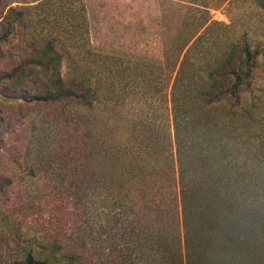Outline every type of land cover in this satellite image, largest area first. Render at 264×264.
I'll return each mask as SVG.
<instances>
[{
    "label": "rangeland",
    "instance_id": "1",
    "mask_svg": "<svg viewBox=\"0 0 264 264\" xmlns=\"http://www.w3.org/2000/svg\"><path fill=\"white\" fill-rule=\"evenodd\" d=\"M15 1L23 22L12 40L11 62L32 53L24 42L27 29L39 38L37 46L46 39L63 51L62 72L89 67L92 78L102 73L115 85L113 100L93 110L30 104L0 85V177L10 180L0 187V264L28 254L50 264H79L69 259L81 231L78 195L84 178L93 183L98 174L95 158H169L170 139L175 158L177 69L160 72V62L183 23L186 38L202 19L216 22L205 47L215 34L222 43L244 35L251 47L264 50V0ZM4 64L0 60V70ZM184 78L175 91L181 97L190 92ZM244 108L249 119L223 117L226 134L216 158H224L264 211L263 58Z\"/></svg>",
    "mask_w": 264,
    "mask_h": 264
},
{
    "label": "trees",
    "instance_id": "2",
    "mask_svg": "<svg viewBox=\"0 0 264 264\" xmlns=\"http://www.w3.org/2000/svg\"><path fill=\"white\" fill-rule=\"evenodd\" d=\"M15 2L0 0V60L5 63L0 85L35 105L93 110L98 102L112 101V81L102 73L92 78L89 67L75 74L62 72L63 51L46 39L37 46L39 38L27 29L24 42L32 53L11 62L9 54H16L12 40L23 22ZM215 23L202 19L184 38L185 21L160 62V72L168 66L172 73L177 69L171 101L175 158L171 139L169 158H95L97 176L93 183L84 178L79 189L81 231L70 260L264 264V211L229 173L224 158H216L226 134L223 117L249 119L245 97L264 50L251 47L244 35L222 43L215 34L205 47L202 43ZM182 75L190 92L181 97L176 89ZM1 181L5 183L0 187L10 183L4 177ZM10 264L50 263L28 254Z\"/></svg>",
    "mask_w": 264,
    "mask_h": 264
}]
</instances>
